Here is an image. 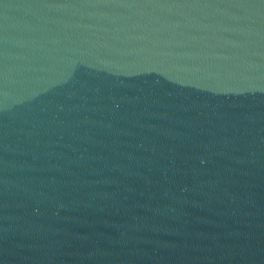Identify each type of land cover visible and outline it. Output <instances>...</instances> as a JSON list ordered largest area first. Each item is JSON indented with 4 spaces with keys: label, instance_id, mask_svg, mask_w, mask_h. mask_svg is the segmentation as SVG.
I'll return each instance as SVG.
<instances>
[{
    "label": "water",
    "instance_id": "water-1",
    "mask_svg": "<svg viewBox=\"0 0 264 264\" xmlns=\"http://www.w3.org/2000/svg\"><path fill=\"white\" fill-rule=\"evenodd\" d=\"M0 264H264V0H0Z\"/></svg>",
    "mask_w": 264,
    "mask_h": 264
}]
</instances>
